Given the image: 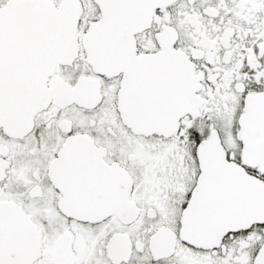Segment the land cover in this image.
Wrapping results in <instances>:
<instances>
[{"label":"snow or ice","instance_id":"1","mask_svg":"<svg viewBox=\"0 0 264 264\" xmlns=\"http://www.w3.org/2000/svg\"><path fill=\"white\" fill-rule=\"evenodd\" d=\"M0 264H264V0H0Z\"/></svg>","mask_w":264,"mask_h":264}]
</instances>
